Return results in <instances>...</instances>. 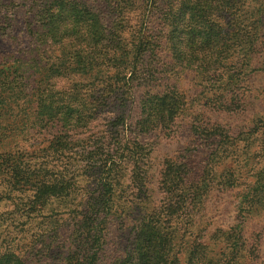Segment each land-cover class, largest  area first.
Wrapping results in <instances>:
<instances>
[{
  "label": "trees",
  "instance_id": "1",
  "mask_svg": "<svg viewBox=\"0 0 264 264\" xmlns=\"http://www.w3.org/2000/svg\"><path fill=\"white\" fill-rule=\"evenodd\" d=\"M146 1L160 13L162 27L133 33L131 12L140 10L145 0H0V180L18 193L27 217L39 216L54 200L74 194L72 184L53 172L68 149L64 135L95 120L89 113L108 108L115 100L122 133L117 140L124 136L126 150L119 159L129 158L133 166L131 192L142 186V137L163 123L165 113L170 111L176 119L184 110L179 109L175 88L156 92L148 88L135 106L128 107L134 86L146 81L145 58L155 54V46H164L156 52L176 64L195 65L197 75L219 84L217 90L244 82L254 70L264 14L244 11L239 4L230 10L239 0H181L178 9H173L175 0ZM218 2L227 11L212 9ZM20 11L23 17L18 21ZM61 80H68L69 86L59 88ZM163 103L172 109H163ZM127 110H133L132 116ZM56 125L61 126L60 133L44 139L46 144L36 151L18 144V139L30 140L31 130ZM129 129L131 135L126 136ZM255 130L258 136L249 134L247 140L257 141L264 152V118ZM236 145L219 147L216 156L226 158L228 147L235 152ZM259 170L264 178V166ZM124 177V173L106 174L103 193L73 209L65 238L59 236L63 224L51 215L46 223L52 235L38 231L22 244L23 251L18 243L7 245L0 251V264H40L46 258L60 264H98L114 219L121 228L129 225V232L126 250L113 264H216L208 239L195 241L186 239L185 231L180 234L182 219L175 216L185 200L181 188L185 181L176 171L161 174L167 196L164 208L152 219H133V205L119 202ZM201 177L205 194L208 174ZM221 234L222 242H228L226 231ZM223 257L220 264H233L234 256Z\"/></svg>",
  "mask_w": 264,
  "mask_h": 264
},
{
  "label": "rangeland",
  "instance_id": "2",
  "mask_svg": "<svg viewBox=\"0 0 264 264\" xmlns=\"http://www.w3.org/2000/svg\"><path fill=\"white\" fill-rule=\"evenodd\" d=\"M180 1L175 0L173 9H178ZM239 1L230 10H235L239 4L244 11L264 14V0ZM219 3L212 9L220 8ZM162 5L160 7L163 8ZM218 11L227 9L220 8ZM22 17L23 13L17 20ZM130 17L129 29L133 33L147 27L149 31L162 27L160 13L151 7L150 1L145 0L140 10L131 12ZM162 49L164 46H155V54L145 58V62L149 63L144 77L146 81L140 80L141 85L134 86L133 103H128V107L135 106L148 88L152 87L155 92L175 88L179 109L184 110L178 112L176 119L170 111L165 113L163 123L159 122L142 137V161L139 166L144 181L142 186L135 187V192H131L133 166H130L129 158L119 159V155L126 154V150L123 148L124 136L121 142L117 140L122 133L117 122L119 100H115L108 108L92 110L89 115L95 120L90 121L89 118L88 124L64 135L68 149L59 156L53 172L72 184L74 194L69 198L54 200L42 209L41 216L27 217V208L18 193L10 192L0 180V251L15 243L20 244L19 251H23L25 247L22 244L33 234L50 232L46 222L51 215L56 222L63 224L59 236L65 238L69 232L66 228L72 223L73 209L79 203L85 204L91 197L103 193L108 172L124 173L119 202L133 205V219H152L155 212L164 208L167 196L160 182L161 174L174 170L185 181L181 186L185 188L182 194L185 200L177 207L175 216V219H182L180 234L185 231V238L191 237L195 241L208 239L209 247L213 249L210 257L216 264H220L223 254L234 256L233 264H264V178L259 170L264 166V152L257 146V141L247 140L249 134L258 136L255 129L259 120L264 118V26L252 60L254 70L248 72L244 82L223 86L219 90L216 89L218 83H208L195 73V65L176 64L164 58L166 55L156 52ZM58 85L61 89L67 88L69 81L61 80ZM221 90L226 102L218 96ZM161 107L172 109L171 104L166 103ZM132 113L133 110H127V115L132 116ZM131 129L125 132L126 136L131 135ZM60 131V125L31 130L27 135L30 140L21 138L18 144L31 152L36 151L46 144L44 139ZM231 142L237 144L235 152L228 147L231 152L226 154V158L223 155L219 159L216 150ZM248 143L250 146L245 148ZM121 167L123 172H120ZM232 171L234 176L231 177ZM206 173L209 184L206 185L207 193L203 194L204 184L200 176H206ZM112 222L98 264H113L126 250L129 225L121 228L118 219ZM223 231L230 237L226 243L222 242ZM183 256L182 252V259ZM40 264L60 263L46 258Z\"/></svg>",
  "mask_w": 264,
  "mask_h": 264
}]
</instances>
